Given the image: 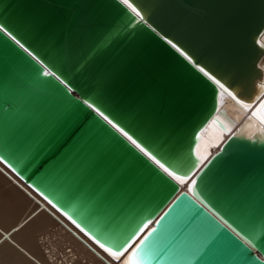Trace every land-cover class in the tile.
<instances>
[{
  "label": "water",
  "instance_id": "95a60500",
  "mask_svg": "<svg viewBox=\"0 0 264 264\" xmlns=\"http://www.w3.org/2000/svg\"><path fill=\"white\" fill-rule=\"evenodd\" d=\"M139 4L156 31L138 18L126 22L119 0H0V23L23 37L75 89L68 92L54 77L38 73L42 66L0 33V156L92 241L89 232L116 246L147 220L159 219L187 186L162 180L147 158L73 99L87 96L179 157L182 170L196 173L192 178L205 199L251 218L264 238V140L233 135L240 131L237 126L207 153L203 165L198 163L194 148L216 114L213 96L205 79L160 35L179 42L250 95L253 81L264 78L258 67L264 54V0ZM172 207L157 243L179 248L198 226L196 205L182 197ZM191 264L200 260L192 258Z\"/></svg>",
  "mask_w": 264,
  "mask_h": 264
},
{
  "label": "snow or ice",
  "instance_id": "6c2138e0",
  "mask_svg": "<svg viewBox=\"0 0 264 264\" xmlns=\"http://www.w3.org/2000/svg\"><path fill=\"white\" fill-rule=\"evenodd\" d=\"M119 3L122 6V14L126 22L132 23L138 18L141 23L153 28L148 23L146 13L142 10L139 0H119ZM153 30L156 31L155 28ZM0 33L6 37L5 42H14L23 54L42 66V69H37L38 73L42 72L45 76L54 77L55 80L65 86L68 92L75 91L72 84L59 73V69L54 70L53 67H49L41 55L5 23H0ZM160 35L167 44L175 49L179 56L188 62L195 72L205 79V83L212 93L216 112L209 126L217 129V140L222 139L225 131H232L234 121L229 119L226 114V105L229 102L238 106L240 115H247L246 122L240 131L233 133V135L246 136L250 140H256L259 136L260 139L264 140V78L254 80L252 94L245 95L242 85L233 83L220 73L210 69L179 42L170 39L162 32ZM260 43L264 46V40H261ZM258 67L264 69V62L259 63ZM73 99L92 110L95 114L93 120L96 123L110 126L108 131L116 139L122 143L127 142V145L136 150L138 154L147 158L153 166V171L162 180L175 182L174 186H187V191L180 192V195L172 200V205L169 206L168 211L164 212L159 219L147 220L119 245L111 246L103 243L89 232L88 235L101 249L119 264H158L162 258L169 257L171 258L169 264H191L192 258H198L200 264H256L257 261L259 264H264V254L253 255L257 252L264 253V238L256 231L255 223L251 218L241 217L219 206H214L208 199H205V195L202 194L204 190L197 188V181L192 178L196 173L191 172V170H182V160L179 157L166 152L159 145L141 136L99 101L87 96L73 97ZM239 118L238 115L236 119ZM206 130L200 131L197 138L199 142L194 148L195 156L201 165H203L207 155ZM0 160L12 171H16L4 156H0ZM202 170V168L198 169V171ZM36 191L40 192V189L37 188ZM40 195L43 196L44 193L40 192ZM182 197H191L195 202L193 219L198 222V226L193 228L190 237L182 247L173 248L171 245L161 247L157 243L160 239L158 229L161 228V222L175 210L172 206H176ZM45 199L48 198L45 197ZM64 215L72 219L67 212H64ZM73 223L76 221L73 220ZM153 224L155 226L150 227ZM260 225L264 229V212L260 216ZM224 254H230L234 258H218Z\"/></svg>",
  "mask_w": 264,
  "mask_h": 264
},
{
  "label": "bare ground",
  "instance_id": "6f19581e",
  "mask_svg": "<svg viewBox=\"0 0 264 264\" xmlns=\"http://www.w3.org/2000/svg\"><path fill=\"white\" fill-rule=\"evenodd\" d=\"M264 40V35H262ZM261 62H264V54ZM232 129L247 115L229 102ZM239 119H236L237 116ZM211 122V121H210ZM207 126V153L217 149V129ZM65 246L63 247V245ZM70 247L69 250H66ZM0 264H119L0 160Z\"/></svg>",
  "mask_w": 264,
  "mask_h": 264
},
{
  "label": "rangeland",
  "instance_id": "374dc122",
  "mask_svg": "<svg viewBox=\"0 0 264 264\" xmlns=\"http://www.w3.org/2000/svg\"><path fill=\"white\" fill-rule=\"evenodd\" d=\"M65 246V244L63 245V247ZM70 249V247H67V249L66 250H69Z\"/></svg>",
  "mask_w": 264,
  "mask_h": 264
}]
</instances>
